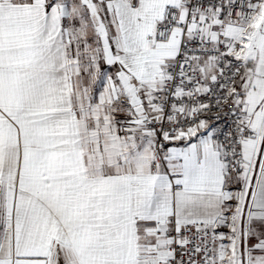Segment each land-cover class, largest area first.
I'll return each instance as SVG.
<instances>
[{
    "label": "snow or ice",
    "instance_id": "snow-or-ice-1",
    "mask_svg": "<svg viewBox=\"0 0 264 264\" xmlns=\"http://www.w3.org/2000/svg\"><path fill=\"white\" fill-rule=\"evenodd\" d=\"M0 264H264V0H0Z\"/></svg>",
    "mask_w": 264,
    "mask_h": 264
}]
</instances>
